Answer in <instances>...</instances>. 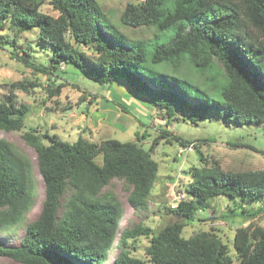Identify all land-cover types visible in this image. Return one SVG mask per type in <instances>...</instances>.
I'll list each match as a JSON object with an SVG mask.
<instances>
[{
    "label": "trees",
    "instance_id": "trees-1",
    "mask_svg": "<svg viewBox=\"0 0 264 264\" xmlns=\"http://www.w3.org/2000/svg\"><path fill=\"white\" fill-rule=\"evenodd\" d=\"M44 2L0 0V33H6L0 34V48L25 66L60 77L63 64L101 86L121 82L135 99L145 100L171 122L199 125L214 116L264 127V0L128 3L120 25L153 29L148 40L128 38L97 0H51L57 18L42 12ZM32 31L52 51L48 64L37 63L36 47L22 37ZM35 86L17 84L25 92ZM62 86L52 94L59 95ZM30 113L15 95L7 97L0 102V131H21ZM35 133L26 132L23 139L36 152L45 192L42 208L27 223L18 246L0 243V258L22 264H230V247L217 234L183 236L210 200L227 197L240 200L224 217L250 222L234 233L239 264H264V227L254 222L264 214V169L224 170L202 155L203 165L189 170L186 198L167 208L175 222L159 232L143 225L126 227L118 236L124 205L111 183L123 181L128 204L137 212L149 211L159 172L154 146L147 150L137 141L115 139L96 144L83 137L69 143ZM163 133L185 148L193 144ZM100 154L102 164L96 162ZM35 174L32 160L0 139V233L8 234L27 219L35 200ZM142 236L150 239L147 260L134 257L128 246ZM116 242L119 252L111 261Z\"/></svg>",
    "mask_w": 264,
    "mask_h": 264
},
{
    "label": "rangeland",
    "instance_id": "rangeland-1",
    "mask_svg": "<svg viewBox=\"0 0 264 264\" xmlns=\"http://www.w3.org/2000/svg\"><path fill=\"white\" fill-rule=\"evenodd\" d=\"M106 12L113 14V21L131 40H148L154 35L151 28H123L120 15L128 3L139 4L142 0H97ZM41 10L44 14L57 18L59 16L51 3L45 0ZM1 38L6 34L2 31ZM23 39L32 43L35 60L39 64H48L52 51L37 39V32L23 33ZM46 48V49H45ZM60 77L44 75L33 68L20 63L7 49L0 48V102L15 95L19 105L30 107L31 113L26 118L25 127L19 132L0 131V139L14 144L20 152L28 156L35 167L36 193L34 205L27 214V219L19 226L12 228L8 234L0 233V243L5 246H18L25 234L28 222L35 220L42 208L44 200V184L37 171L36 152L23 139L29 131L39 135L48 133L62 141L76 142L83 137L90 142L100 144L108 139L121 142L137 141L145 149L153 145V159L159 164L158 180L152 195L149 197L150 208L146 212L135 211L127 202L126 184L114 180L113 190L124 205V217L120 223L119 235L124 228L143 225L159 232L167 225L175 222V218L167 214V208L178 204L177 198L185 195V185L190 182L189 170L201 167L200 158L218 161L224 170L246 171L264 169V127L258 125H236L225 123L222 119L208 116L199 125L172 121L165 118L156 108H149L145 100L135 99L127 86L121 82L104 86L83 79L72 69L61 65ZM55 81V84H53ZM37 84L25 92L17 84ZM57 85H63L59 95L52 91ZM168 131L172 136H181L194 143L192 150H186L174 137L165 136ZM144 135V137H143ZM139 136V138H138ZM164 136V137H163ZM167 140L171 142L168 143ZM197 141V142H195ZM45 144L49 141L45 139ZM102 164V155L96 157ZM240 199L231 200L218 197L210 200L206 211L198 212L195 220L184 228L183 236L190 238L196 233L207 231L217 234L230 247L232 263L239 264L233 247L235 230L248 223L241 220L232 222L224 216L228 208ZM242 203L241 206H247ZM258 207L259 204H254ZM256 225L264 227V214L254 220ZM150 239L142 236L137 241L130 240L131 254L147 260L146 248ZM119 249L115 243L110 260L116 257ZM0 264H22L7 257L0 258ZM109 264V263H107Z\"/></svg>",
    "mask_w": 264,
    "mask_h": 264
},
{
    "label": "built area",
    "instance_id": "built-area-1",
    "mask_svg": "<svg viewBox=\"0 0 264 264\" xmlns=\"http://www.w3.org/2000/svg\"><path fill=\"white\" fill-rule=\"evenodd\" d=\"M194 146V143L193 144H190V145H188L187 147H186V150L188 151V150H192V147ZM186 198V196L185 195H182V196H179L178 198H177V200H178V202L179 201H181V200H184ZM177 206V205H176ZM175 206V207H176Z\"/></svg>",
    "mask_w": 264,
    "mask_h": 264
}]
</instances>
